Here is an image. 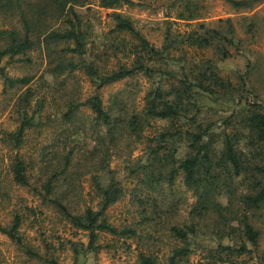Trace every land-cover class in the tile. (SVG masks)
Returning <instances> with one entry per match:
<instances>
[{"label": "trees", "instance_id": "1", "mask_svg": "<svg viewBox=\"0 0 264 264\" xmlns=\"http://www.w3.org/2000/svg\"><path fill=\"white\" fill-rule=\"evenodd\" d=\"M90 1L0 0V13L4 16L17 13L19 23V26L13 24L11 28L0 29V76L6 91L27 86L16 98L21 123L16 129L6 132L5 144L20 149L29 128L43 127L46 103L45 97L34 102L38 91L36 87L28 85L34 79L33 75H9L5 66L1 65L6 57L12 60L32 50L42 51L47 64L39 84L43 88L49 86L60 91L66 90V78L60 80L66 75L79 81L80 73L85 74L96 89L138 75L145 76L151 81V86L144 97V105L142 109H134L129 114L127 101L119 97L107 105L99 94L80 102L77 99L80 90L69 93L64 118L70 124H75L81 105H87L92 111L89 128L86 124H75L73 133L91 131L97 136V144L93 149L76 150V146L60 140L57 135L50 146L54 148L57 142L62 143L65 152L59 165L40 176L37 184L31 182V171L34 169L32 159L18 151L9 164L13 180L22 186L41 189L44 200L50 199L64 219L88 232L90 247L99 248L96 243L101 234H112L124 239L123 243L129 248L126 243L136 238L139 230L131 224L117 226L110 221L109 208L128 193L112 172L110 163L115 156H119L122 149L119 145L123 140L129 144L134 136L145 138L144 132L148 126H153V121L166 120L168 125L162 127L153 139L156 144L148 145L144 153L147 156L145 162L140 157L130 167V172L141 184L155 190L165 184L173 187L182 174L184 184L197 196L190 211L193 222L172 224L169 228L170 233L182 239L185 245H175L164 264H195L190 262L193 250L188 236L197 231L200 222L206 223L211 213L215 215L212 230L221 229V236L237 234L238 231L241 242L220 244L218 248L207 251V262L199 261L197 264H264L262 260L251 263L236 258L252 252V249L256 250L260 241V231L248 213L264 206L262 106L247 102L249 108H244L242 113L234 110L228 116L227 124H235L230 132L217 130L214 121L201 115L207 106L204 102L206 98L223 102L244 95L247 82L243 79L242 88L238 87L229 77L221 74L218 65L219 61L232 56L230 46L240 49L241 39L236 35L232 19H219L214 26L198 22L196 28L183 33L175 32L171 20L167 19L163 44L157 46L139 30L135 19L119 10L124 4H133V0H99L101 7L111 10L109 15L114 26L106 40L98 45L92 40L94 21L90 17ZM229 1L237 8H252L254 3L262 0ZM177 2L180 3L177 18L188 21L201 18L200 7L192 0ZM247 17L252 20V17ZM254 25L249 22V32L254 30ZM208 50L212 56L197 55ZM27 58L31 59L29 56ZM47 74L54 78L53 83L47 81ZM238 118L240 120L237 121ZM46 119L51 121V117ZM219 141L223 144L221 148L216 146ZM48 147L45 146L44 150ZM182 149L184 154L179 156ZM77 154H82L85 162L91 165L88 172L93 174L98 201L96 204L85 201V206L75 209L72 201L84 199V194L75 188L71 170L80 163L74 161ZM106 170L110 176L102 180L97 172ZM236 177L240 178L238 183L245 186L240 194V208L233 204L224 206L220 199L222 187L227 180ZM137 187L130 191L142 201ZM235 196L236 193L232 198ZM154 206L157 207V204L154 203ZM241 208L244 212H240ZM30 211L35 213L33 208ZM25 217V214L16 211L11 223L5 225L0 222V231L19 244L30 257L47 258L36 247L25 242L21 230ZM145 218L146 222L157 223L153 216ZM232 220L237 221L236 226L231 223ZM224 226H228V229ZM248 243L253 248H249ZM151 250H141L131 264H160V257ZM52 263L56 264V261Z\"/></svg>", "mask_w": 264, "mask_h": 264}, {"label": "rangeland", "instance_id": "2", "mask_svg": "<svg viewBox=\"0 0 264 264\" xmlns=\"http://www.w3.org/2000/svg\"><path fill=\"white\" fill-rule=\"evenodd\" d=\"M192 1L200 7V19L188 21L177 18L180 9V3L177 0H133V4H124L119 10L135 19L139 30L157 46L163 44L167 19L171 20L175 32L181 33L196 28L198 22L214 26L219 19H232L236 35L241 39L240 49L230 46L232 56L219 61L218 65L221 74L229 77L228 79H231L238 87L242 88L243 79L247 82L243 89L244 95L239 99L233 98L223 102H214L206 98L204 102L207 106L201 113L202 117L205 116L207 120L211 119L216 123L217 130L226 129L230 132L235 124L232 126L227 124L228 116L234 110H239L242 113L244 108H249L247 102L252 105H261L264 112V0L254 3L252 8L234 7L229 0ZM90 2L92 7L90 17L94 21L92 40L101 45L114 26L112 17L109 15L111 10L101 7L99 0ZM6 16L0 13V29L11 28L13 24L19 26L17 13ZM247 16L252 17V20L246 19ZM249 22L255 24L252 32L248 31ZM197 55L209 57L212 56V52L208 50L204 53L198 52ZM27 56L31 59H28ZM113 61L116 63V60ZM46 64L47 60L39 50H32L27 55L18 56L12 60L6 57L1 64L5 66L10 76L33 75L34 79L28 85L36 87L38 91L34 102L38 98L45 97L46 103L44 108L45 125L29 128L20 149L5 144L6 132L16 129L21 123L16 98L19 92L26 90L27 86L20 90L12 88L6 91L4 80L0 76V222L5 225L11 223L16 211L25 214L26 217L21 227L25 242L36 247L40 254L47 258L30 257L19 244L0 231V264H53L54 260L56 264H131L135 262L141 250L147 251V249H152L158 254L160 264H164L175 245H185L182 239L170 233L169 228L172 224L183 225L193 222L190 211L197 196L184 184L182 174L173 187L165 184L161 189L155 190L141 184L135 178V174L130 172V167L140 157H143V163L145 162L147 156L144 153L148 150L149 144H156V141L153 143V139L162 127L168 125L166 120L153 121V126H148L144 132L145 138L139 139L134 136L130 139L129 144L123 140L119 145V148H122L119 156H115L110 163L112 172L128 192L109 208L110 221L117 226L131 224L139 230V235L129 239L126 243L129 248L123 243L124 239L112 234H101L96 243L99 246L98 249L90 247L88 232L75 227L64 219L50 199L44 200L40 193L41 189L36 190L33 186H22L13 180L9 164L12 156L18 151L28 159H32L31 164L34 169L31 171V177L33 176L31 182L37 184L40 176H44L50 168L59 165L61 155L65 152L62 143L57 142L54 148L50 146L57 135L60 140L68 141L76 146V150L93 149L97 144V136L91 131L73 133L75 124L77 126L86 124L89 128L92 111L87 105H81L80 111L75 117V124H70L64 118L63 112L67 108L66 99L69 93L74 94L80 90L77 95L80 102H84L93 94H99L107 105L111 100L119 97V99L127 101L126 109L131 114L134 109H142L144 97L151 86V81L148 78L138 75L96 89L89 78L80 73L79 81L68 75L60 77V80L66 78L65 91L50 89L49 86L43 88L39 84V79ZM77 74L79 75V71ZM46 79L49 83L54 82V78L49 74L46 75ZM46 117H51V121H47ZM222 145L220 141L216 143L218 148H221ZM45 146L49 147L44 150ZM183 154L184 150L182 149L179 156ZM74 161L80 162L76 168H71L74 185L77 191L84 194V199L73 200V208H82L85 206V201L96 204L98 198L96 197L93 174L88 172L91 165L85 162L82 154L75 155ZM262 164L264 166V154ZM97 174L102 176V180H106L110 176L107 170L99 171ZM239 180L240 178L236 177L233 180H227L223 185L220 199L224 206L233 204L234 207L240 208L242 203L240 194L245 190V186L240 185ZM136 186H138L137 190L142 201L130 191ZM68 187L71 188L70 185ZM71 190L73 192V188ZM235 193L236 196L232 198ZM154 203L157 204V207L154 206ZM30 208L35 209V213L30 211ZM155 211L157 214H154ZM240 212H244V210L241 208ZM248 214L252 223L260 231L259 246L256 250L252 249V252L249 251L241 256H236V258L251 263L260 260L264 262V206L253 209ZM145 216H153L157 223L155 221L146 222ZM214 217V213H211L207 217L206 223L205 221L200 222L197 231L189 234L188 241L193 250L190 257L191 263L207 262V251L218 248L220 244L232 245L235 242L237 244L241 242L237 236L239 235L238 231L237 234L221 236L219 232L221 229L212 230ZM236 222L235 220L231 221L235 226ZM224 227L228 229V226ZM248 247L253 248L250 243H248Z\"/></svg>", "mask_w": 264, "mask_h": 264}]
</instances>
